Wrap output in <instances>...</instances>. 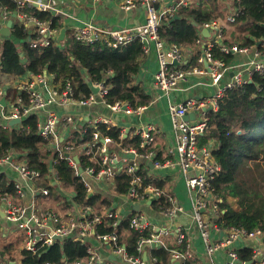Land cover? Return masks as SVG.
<instances>
[{"label":"built area","instance_id":"built-area-1","mask_svg":"<svg viewBox=\"0 0 264 264\" xmlns=\"http://www.w3.org/2000/svg\"><path fill=\"white\" fill-rule=\"evenodd\" d=\"M19 8H36L41 12H50L53 16L66 15L62 10L45 3L42 0H12ZM159 0H124L122 8L124 10H134L142 8L146 13V22L141 26L133 28L110 29L101 27L92 22H87L81 27H77L69 32L68 36L85 45H92L101 42L111 48L119 49L140 38L143 43V53L149 54L151 45L154 46L158 57V70L154 76L155 87L160 90L162 96L169 100V112L171 122L176 132L175 151L178 156V166L185 179L186 186L192 201V222L199 231V235L205 244V256L211 264H217L219 254L226 252L231 264H264V249L256 244L251 245L253 251L250 263L241 262L238 255L236 243L238 241L253 242L264 239V232L255 230L247 232L241 228H230L221 230L217 225L220 216L219 199L212 189L213 180L220 174L221 165L213 156L212 144L200 146L199 137L208 131L209 112L219 109V102L228 90L242 87L253 78L256 73H264V39L260 48L240 47L223 45V25L217 20H213L204 25L210 35H214L211 42H207L201 48L196 64L184 63L185 47L168 43L159 35L163 20L172 16L179 8L189 6L196 1L209 0H178L173 6L167 9L158 8ZM240 1V0H235ZM9 12L1 9V16L4 22L8 21ZM16 16L21 21V26L25 27L30 35L28 41L30 48L42 50L49 49L60 40L61 31L52 27L50 21L38 19L34 14L19 10ZM237 13L228 18V22H236ZM204 36L196 41L202 46ZM220 45L224 53H234L247 55L254 53V58L245 63H234L226 65L224 62L214 58L212 49ZM206 77L205 80H200ZM190 79H197L192 83L193 87L213 86L216 88L212 97L188 96L184 101L178 103L171 99V94L179 90L182 83ZM205 84V85H204ZM91 89H98V93H92L86 99L76 100L75 91L71 82L59 86L54 83L53 77L47 74L37 75L33 80L27 81L20 87L19 96L8 108H4L7 113L5 123L34 112L48 111L50 105L62 108L76 104L81 107H89L96 104L106 106L111 112H122L125 114L141 115L147 109L139 107L133 109L129 104L122 102L109 103L107 95L109 89L103 83H91ZM25 92L29 97L28 105L21 99V93ZM4 90H0V100L5 97ZM195 113V120H185L189 114ZM76 120H82L81 116L71 113L58 115L57 112L48 111L47 118L38 124L40 136L47 142L49 148L59 153L61 159L69 162L74 170V175L80 177L84 182L86 194L93 192V184L90 177L112 183L114 192L118 195L119 201L115 197H108L101 203H87L76 200L75 196L71 200L77 204L67 213H57L55 210L47 209L33 199L27 204V192L33 196L36 194L34 182L41 177L40 173L31 170L27 163L21 165L12 163L17 154L8 155L2 158L3 162H10L19 172L20 181L15 184L16 195L21 202L13 201L10 196L0 198L4 202L5 221L14 229L22 232L23 244L21 250L36 254L43 247H50L57 241L64 238H73L74 241L81 242L86 247V256L71 263L65 261L64 264H196L197 256L192 250L191 241L187 237L185 228L176 223V218L185 214L182 205L173 197H166L163 189L146 183L143 174V165L135 158L151 161L155 168L159 169L168 164V161L161 162L156 158L155 145L158 129L154 125L136 129L135 134L140 137V149L121 148V156L111 150L117 143L109 136L100 138L99 132H94L93 140L85 146L83 155L89 157L92 162L98 161L100 170L94 166H87L80 172L81 164H77L73 158L74 146H61L58 137V129L66 123L72 124ZM111 125L112 121L99 117L95 121V127L100 124ZM1 127L4 126L0 125ZM10 126V125H9ZM6 125V128H9ZM20 129L21 125H17ZM126 130L121 129V137ZM170 153L173 150L170 149ZM12 160L10 161V158ZM15 162V161H14ZM80 165V166H79ZM127 175L130 178L128 191L120 194L116 191L114 180L117 176ZM57 177L58 188L63 185ZM39 194L44 197L50 195L48 188L39 190ZM76 194V193H74ZM160 198H166L170 204L168 207L156 205L154 210L166 220L164 224L153 222L149 216L141 211L147 203H154ZM117 205V207H116ZM139 206V210L135 207ZM138 234L135 243L129 240V231ZM223 237L215 238L213 235ZM58 237V239H56ZM175 238L173 241L172 239ZM169 250L168 263H161L159 258L152 254L153 249ZM247 248V247H243ZM134 249L136 255L130 254L129 250ZM147 258L144 259V255ZM0 258H3L0 255ZM22 264V261H17ZM45 264H52L47 262Z\"/></svg>","mask_w":264,"mask_h":264},{"label":"trees","instance_id":"trees-1","mask_svg":"<svg viewBox=\"0 0 264 264\" xmlns=\"http://www.w3.org/2000/svg\"><path fill=\"white\" fill-rule=\"evenodd\" d=\"M219 0H210V4L197 1L195 7L183 6L172 16L163 20L159 30L160 37L171 44L180 47H193L201 37L205 24L217 17H227L218 5ZM194 5V4H193ZM192 6V5H191ZM6 9L9 18L22 10L34 14L38 19L50 21L52 27L61 31L63 24L60 18L50 12H41L36 8H19L12 0H0V9ZM236 22L232 24L234 31L232 41H223V45L240 47H256L264 39V0H240L234 3ZM228 15V16H229ZM177 17V18H175ZM197 24V27L193 25ZM67 33V32H66ZM67 38V37H66ZM30 35L25 27L14 24L9 38L0 35V74L6 77L30 74L43 75L45 71L53 77L55 84L65 85L71 82L76 100L86 99L92 94L91 83H103L108 89L107 100L113 104L122 102L133 109L147 107L151 102L143 87L136 83L141 71L140 58L143 54V43L140 38L119 49L111 48L101 42L85 45L73 38H68L64 47L55 44L49 49H32L29 46ZM65 42V41H64ZM62 44V43H61ZM261 49V48H260ZM214 58L232 65L238 54L224 53L220 45L212 49ZM198 57L193 61L196 63ZM26 60V62H25ZM89 77L90 83L87 82ZM20 97L19 93L15 96ZM15 98V99H16ZM21 99L28 105L29 97L21 93ZM38 116L30 114L24 117L20 129L6 131L0 129V159L25 151V159L31 170L38 171L45 178L51 173V162L59 181L76 193L81 202L94 203L95 196L85 193L80 177L74 175V170L59 153L48 148L47 142L39 135ZM208 131L199 137L200 146H206L214 141L213 156L221 165L220 174L213 180L212 189L219 199L220 216L217 225L221 230L241 228L247 232L261 230L264 232V73H256L250 83L225 92L219 102L217 111L209 112ZM94 132L100 133V138L111 137L123 147L133 146L139 149L140 137L120 138L121 129L100 123L95 128H89L84 135H75L69 142L64 141L63 147L75 144V147L90 141ZM139 151H142L139 149ZM82 168L93 166L82 157ZM100 170L98 165H94ZM116 191H128L130 178L123 174L115 178ZM55 192L53 182L43 183ZM16 195L15 184L5 175H0V197ZM163 208L170 204L166 198H160L152 204ZM130 242L135 243L138 234L129 231ZM3 238L0 219V240ZM16 246L7 244L0 249L2 257L12 256ZM130 254L136 255L134 249ZM169 250L153 249L152 254L161 263H168ZM22 264H64L71 263L86 256V247L73 238H64L50 247L41 248L36 254L25 250L20 251ZM241 262L250 263L253 251L250 248L238 250ZM13 257L5 264H17Z\"/></svg>","mask_w":264,"mask_h":264},{"label":"crops","instance_id":"crops-1","mask_svg":"<svg viewBox=\"0 0 264 264\" xmlns=\"http://www.w3.org/2000/svg\"><path fill=\"white\" fill-rule=\"evenodd\" d=\"M42 1L51 4L52 6L62 10L66 14V15H57V16L54 15L55 17L60 18V21L63 24V29H66L67 32L65 33L64 39L59 40V42L57 43L59 46L62 45V47L66 46L65 43L67 39L70 38L68 36L69 32H71V30H74L77 27H81L83 24L87 22H92L101 27H107L110 29L133 28L136 26H141L146 22L145 10L142 8H138L134 10H124L122 8V4L124 0H42ZM177 1L178 0H159L157 6L161 10L167 9L173 6ZM201 2L210 4V0L207 2L206 1H201ZM235 2L238 1L219 0L218 5L221 7V9L223 11L224 9H226L225 11H227V14L231 11L232 14L231 15L228 14L229 16L227 15V17L225 18L217 17L215 19L221 22V24L223 25V31H222L223 38L224 40L229 42L232 41L234 28L232 24L228 22V18L236 13V9L234 8ZM196 3L197 1L190 4L189 8L195 7ZM14 15L15 18H10V19L13 20L14 24L21 25V21L16 16V13ZM7 22L8 21L6 22L3 21L1 16V9H0V29L5 27ZM213 39H214V35L212 34L207 37L204 36L201 47L196 44L193 47L184 48L185 49L184 63L188 64V66H190L191 64H196L193 61V59L201 54V48L204 46V44L207 42H211ZM236 44L238 45V43ZM253 58H254V53L247 55H238L235 63H241V62L245 63L246 61H249ZM140 63H141V71L139 77L136 80V83L138 84V86L143 87L145 93L149 95L151 99V102L146 107L147 109L143 112V114L135 115V114H125L122 112H117L125 116H128L127 117L128 119L120 123L118 121L116 122L113 119L112 115L109 116V114L106 111V109L108 108L101 104H96L89 107H81V106H77L76 104H71L69 107L66 108L50 105L48 111L57 112L58 115L71 113L73 115H78L82 117V120L80 121L76 120L72 124L65 122V125L59 127L58 137L59 140L61 141L62 147L64 141L69 142L72 138H74L75 135H84L89 128H95V121L99 117L100 118L103 117L111 120L112 123L109 126L116 127L119 129H125L126 132L122 137L130 138V139L133 138V135L134 136L136 135L135 134L136 129L145 127L146 125H154L158 129V134L156 136V145H155L156 158L161 162L168 161V164H165L164 167L157 169L154 167L151 161H147L144 159L141 160L139 158H135L134 156H131L130 158L137 159L143 165L144 168L143 174L146 183H151L153 185L160 187L161 189H163L164 193L166 194V197H173L175 200H177V202L180 205L184 207L186 213L179 215L176 218L175 222L182 225L185 228L187 237L191 241L192 250L197 256L196 264H211L210 261L205 256V244L203 243L199 235L198 229L195 227L194 223L192 222V217H191L192 201L188 188L185 183V179L180 171L177 162L178 156L175 151L176 132L171 122V117L169 112V100L166 96L161 95L160 90H158L154 84V76L158 70L159 63L153 45H151V51L149 54L147 55H145L144 53L142 54L140 58ZM44 74H47L50 78H52V76L48 74L47 71H45ZM35 77L36 76H32L28 73L14 77H6L5 75L0 74V90H4V92L6 93L5 96L6 104H7L6 108H8L14 103V101L16 100L15 96L17 93H19L20 87L23 84H27V81L33 80ZM205 79L207 78L203 77L200 80H205ZM86 80L88 83H90L89 77H87ZM194 82H197V79H190L188 82L180 84L179 90L171 94V99L175 102L180 103L184 101L188 96H200L204 98L212 97L216 91V88L213 86L211 87L202 86V88L200 87L192 88L193 87L192 83ZM57 85L62 86L61 84H57ZM8 110L5 111L4 107L0 104V125L4 124L3 127L0 126V129L11 131L14 130L13 128L17 126H9V122L8 124L5 123L6 119L4 114L7 113ZM48 111L45 110L44 112H34V114L38 116L39 119L38 124L43 122L47 118ZM112 114H115V112H112ZM6 125H8L9 128H6L5 127ZM92 140L93 138L90 141L83 143L78 147L77 146L75 147V144H71V143L69 144V146L75 147L73 158L77 156L80 160L79 164H82V157H83L86 158L91 165L93 166L98 165L100 167L98 161L92 162L89 157L83 155L85 152V146ZM209 144H212V146L214 147L216 145L214 141H210ZM122 147H123V143H117V145L112 146L111 150L116 151L121 156L120 152H122L121 151ZM124 148H134V147L126 145L124 146ZM170 149L173 150V153H170ZM140 152H143V150ZM12 163H16V161L14 162L13 159ZM12 163L10 162L5 163L2 160H0V175H5L9 181L16 184L18 181H20V176H19V172L14 168ZM46 180L53 182V186L57 188L55 192L53 191V194L52 191L49 189L50 195L48 197H44L41 194H39V190L47 188L44 187L43 185V183H45ZM89 180L93 184V192L90 194V196H95L96 202L101 203L102 201H106L108 197H115V200L113 201H119L118 195L114 192L112 188V183L103 180H97L92 177H90ZM34 185L37 190L36 194L33 196L31 193L27 192V197H26L27 204H30V202H32L33 199H35L38 201L40 205L46 207L47 209L53 210L52 208H49V206L50 205L55 206V212L57 213H61L65 211H66L65 213H67L74 207V205L77 204L75 201L71 200L72 196L76 197V194L74 195L75 192L71 188H67L64 185H61L58 188L59 184L57 182V177L55 176L54 163H53V168H51V173L48 174L45 178L40 177L39 179H37L34 182ZM114 185H115V181H114ZM68 191H70V193ZM119 193L124 194L121 192ZM9 196L11 197V195ZM40 196H42L41 200H39ZM4 197H8V195H4L3 197L0 198H4ZM15 198H18V196H16ZM75 199L78 200L77 198ZM17 200L18 199H16V201ZM18 202H21V200H18ZM0 209L4 210V202L2 201H0ZM141 211H143V213L146 216H149L151 219H153V222L159 224H164L166 222V220L160 215V213L153 209L152 203H147L146 206L142 207ZM0 219L2 222V233H3V238L0 240V243H2L12 232H17V231H15L12 226H9V224L1 216ZM213 236L215 238L223 237L222 235L218 236L216 234ZM17 237L18 238L16 239L18 241V244L15 245L16 250L14 251L12 256L7 255L9 257L8 259L13 257L17 260V253H20L21 251V246H22L21 241L23 240V238L19 233ZM172 240L174 241L175 238H173ZM254 244L264 249V239L261 240L257 239L254 240L253 242L238 241L236 243V248L238 249L242 247L250 248V246ZM218 257H219V261H217V264H231V260L227 257L226 252L220 253ZM8 259L6 257L0 258V264H5V262Z\"/></svg>","mask_w":264,"mask_h":264},{"label":"water","instance_id":"water-1","mask_svg":"<svg viewBox=\"0 0 264 264\" xmlns=\"http://www.w3.org/2000/svg\"><path fill=\"white\" fill-rule=\"evenodd\" d=\"M12 18H15V15H13ZM175 18H177V17H175ZM193 25L197 27V24H196L195 22H193ZM260 25L264 28V24H260ZM13 27H14V22H13V20H12V19L8 20L6 26L0 29V35H2L4 38H9V37L11 36V31H12V28H13ZM65 33H66V29H62V30H61V34H60V40H63V39H64V37H65ZM202 35H203V36H206V37L209 36V35H210L209 30H207V29H203V31H202ZM261 43H262V42L259 41L257 45L260 46ZM0 66H1V63H0ZM250 82H251V81H250ZM92 91H93L94 94H97V93H98V89L92 88ZM0 104H1L4 108L7 107V104H6V100H5V99H2V100L0 101ZM195 118H196V114H195V113H192V114L187 115V116L185 117V120L189 121L190 119H191V120H192V119L194 120ZM22 122H23V120H21L20 118H18V119H14V120L9 121V125H10V126H17V125L22 124ZM10 160H12V158H10ZM74 160H75V162H76L77 164H79L80 160H79V158H78L77 156L74 157ZM51 168H53V163H52V162H51ZM80 172H83L82 168H80ZM74 195H75V194H74ZM135 210H139V206H136V207H135ZM0 216H1L2 218L5 217V214H4V212H3L1 209H0ZM221 235L223 236L224 233H221ZM56 239H58V237H56ZM146 258H147V254L144 255V259H146ZM177 264H178V263H177Z\"/></svg>","mask_w":264,"mask_h":264},{"label":"rangeland","instance_id":"rangeland-1","mask_svg":"<svg viewBox=\"0 0 264 264\" xmlns=\"http://www.w3.org/2000/svg\"><path fill=\"white\" fill-rule=\"evenodd\" d=\"M226 1V0H225ZM227 1H229V0H227ZM6 96V95H5ZM2 99H5L6 100V98L5 97H3ZM1 99V100H2ZM9 99V98H8ZM0 100V101H1ZM11 107V106H10ZM106 111H107V113L109 114V116H111L112 115V117H113V119L117 122H120V123H122L123 121H125L126 119H128L127 117L128 116H125V115H123V114H120V113H115V114H112V112L110 111V110H108V109H106ZM123 117H126V118H123ZM53 152H54V150H53ZM17 155L15 156V159H14V161H16V163L17 164H19V165H21L22 163H25L26 162V159H25V154H26V152L25 151H22V152H18V153H16ZM69 193H70V191H68ZM113 193V192H112ZM17 195H15V196H11L12 198H13V201H15V202H18V200H20V198L18 197V198H15ZM16 199H18L17 201H16ZM42 199V196H40V198H39V200H41ZM116 207H117V205H116ZM49 208H52L53 210H55V206H53V205H50L49 206ZM15 231H17L20 235L22 234V232L21 231H19V230H16V229H14ZM17 232H12L2 243H0V249H2V247L4 246V245H7V244H14V245H17L18 244V241H17V239L16 238H18L17 237V235H18V233ZM21 243L23 244V240L21 241ZM17 261H21V254L20 253H17Z\"/></svg>","mask_w":264,"mask_h":264}]
</instances>
